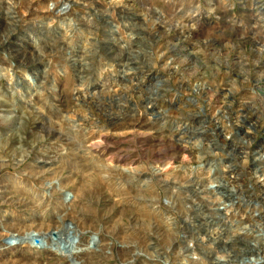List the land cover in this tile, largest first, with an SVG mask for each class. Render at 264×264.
I'll return each instance as SVG.
<instances>
[{
    "label": "rangeland",
    "instance_id": "rangeland-1",
    "mask_svg": "<svg viewBox=\"0 0 264 264\" xmlns=\"http://www.w3.org/2000/svg\"><path fill=\"white\" fill-rule=\"evenodd\" d=\"M37 1L0 0V221L21 247L31 229L42 247L63 237L61 250L80 235L67 262L40 252L21 264H252L248 248H264L252 160L264 145V0L15 12ZM116 167L132 182L96 179ZM28 172L72 182L53 191Z\"/></svg>",
    "mask_w": 264,
    "mask_h": 264
},
{
    "label": "bare ground",
    "instance_id": "bare-ground-1",
    "mask_svg": "<svg viewBox=\"0 0 264 264\" xmlns=\"http://www.w3.org/2000/svg\"><path fill=\"white\" fill-rule=\"evenodd\" d=\"M2 1V3H3V5L4 6H6L7 8L9 7L10 8V6H11V4L8 2L9 0H1ZM11 1V0H10ZM40 2H42L41 3V5L39 4V1H37L36 3H35V5H34V7H33V9H30V10H22L21 11V9L19 8H16V10H15V12L16 13H18V14H20L21 16H24V17H31V16H40V17H47V16H49V15H51V8L52 7H50L49 6V4H47V2L44 0V1H40ZM46 2V3H45ZM51 5V4H50ZM31 7V6H30ZM63 8H65V9H71L70 7H69V5L66 3L65 4V6L63 7ZM12 9V8H11ZM20 10V11H19ZM61 10H63V9H61ZM73 10L74 9H71V11L72 12H70L68 15H74V12H73ZM259 10V9H258ZM6 11H8V10H6ZM40 11V12H39ZM59 10H57L56 12H58ZM11 13V12H10ZM13 14V13H12ZM60 14V13H59ZM4 15V14H3ZM1 16V15H0ZM6 17H7V15H5ZM9 17H11V16H9ZM8 18V17H7ZM14 18V17H13ZM35 18V17H34ZM3 19V18H2ZM9 19V18H8ZM10 20V19H9ZM5 22V21H4ZM71 41V40H70ZM4 42V41H3ZM179 48V47H178ZM60 49H62V48H60ZM189 57V56H188ZM1 62L2 63H6V62H8V60H7V58H6V56L5 55H1ZM145 120V119H144ZM121 124V123H120ZM142 125V124H141ZM152 126V125H151ZM172 141V140H171ZM92 145V144H91ZM95 145V144H94ZM97 145V144H96ZM175 147V146H174ZM183 147V146H182ZM97 148H98V146H97ZM242 149V148H241ZM95 150V149H94ZM163 150V149H162ZM185 150V149H184ZM164 151H166V150H164ZM172 152V151H171ZM251 155V154H250ZM253 157H252V160H253V162L255 163V167H254V176H256V178L258 179V180H264V167H263V163H264V145L263 146H258V148L255 150V151H253V155H252ZM3 164L4 163H1L0 164V166H3ZM211 164V163H210ZM40 166H42V167H44L43 165H40ZM48 167V166H47ZM118 168V169H117ZM114 169V168H113ZM53 170V169H52ZM100 170V169H99ZM114 170H116L118 173L117 174H113L112 173V171L111 172H109V173H98L97 174V176H96V179L97 180H100V181H104L105 183H108V185L109 184H113V182H116L117 183V180H118V176L122 179V178H126L127 180H128V182H130L132 179H131V177H128L129 176V174H131L130 173V170L128 169V167H123V168H120V167H116V169H114ZM127 173H126V172ZM45 172V171H44ZM47 172V171H46ZM102 172V171H101ZM51 173V172H50ZM49 173V174H50ZM55 173V172H54ZM53 173V174H54ZM133 173V172H132ZM137 173V172H136ZM139 173V172H138ZM29 176H31V178L32 179H36V180H43L44 178H45V180H46V182L43 184V185H50V189H53V191L54 190H56V191H59V190H61L60 188H63L62 187V182H65V181H67V182H70L71 180H72V178L71 177H69V176H65V177H58V178H56V177H53V178H50L49 180L48 179H46V177H44V176H42V175H40V174H37V173H32V172H28L27 173ZM135 174V173H134ZM118 175V176H117ZM133 176H135V175H133ZM13 178H15V180L17 181H19L20 183H21V179H20V177L19 176H15V177H13ZM131 179V180H130ZM130 180V181H129ZM33 181V180H32ZM145 181V178L143 179V184L145 183L144 182ZM2 182V181H1ZM18 182V183H19ZM23 182V181H22ZM34 182V181H33ZM55 182V183H54ZM72 182V181H71ZM77 182V181H76ZM118 182H119V180H118ZM124 182V181H123ZM132 182V181H131ZM163 182V181H162ZM43 183V182H42ZM166 183H167V181H166ZM2 184V183H1ZM125 184H127V183H125ZM153 184V183H152ZM64 185V184H63ZM148 185V184H147ZM151 185V184H150ZM7 186V185H6ZM46 186H44V188L46 187ZM65 186V185H64ZM74 186H75V184H74ZM27 187H28V185H27ZM149 187V186H148ZM153 187V186H152ZM214 187V186H213ZM43 188V189H44ZM46 189H48V188H45L44 190H46ZM146 189V188H145ZM49 190V189H48ZM116 190V189H115ZM140 190V189H139ZM144 190V189H143ZM37 191V190H36ZM52 191V192H53ZM119 191V190H118ZM182 191V190H181ZM14 192V191H13ZM46 192V191H45ZM9 193V192H8ZM21 193V192H20ZM16 194V193H15ZM31 194V193H30ZM73 194V193H72ZM137 194V193H136ZM143 194V193H142ZM183 194V193H182ZM17 195V194H16ZM15 195V196H16ZM44 195V194H43ZM61 195V194H60ZM158 195V194H157ZM11 196V195H10ZM62 196H63V194H62ZM77 195H75V194H73V195H71L68 199L67 198H64L65 200L67 199V201L69 202V203H71L73 200H74V198L76 197ZM108 196V195H107ZM156 196V195H155ZM159 196V195H158ZM3 195H1V197H0V203H1V200H3ZM12 197V196H11ZM43 197V196H42ZM50 197V196H49ZM157 197V196H156ZM168 197V196H167ZM223 197H225V196H223ZM6 198V197H5ZM109 200H110V202H113V201H115L116 199H111V197H110V195H109ZM128 198V197H127ZM133 198H135V197H133ZM51 199V198H50ZM13 200H15V199H13ZM34 200H36V198H34ZM122 200V198H120V199H118V203H120V201ZM132 200V198L130 197V200H129V202ZM134 200V199H133ZM157 200L158 199H155V197H154V199H153V203H155V202H157ZM145 201V200H144ZM15 202V201H14ZM67 202V203H68ZM164 202V201H163ZM180 202V201H179ZM18 203V202H17ZM164 203H166V205L168 204V201L167 200H165V202ZM5 204V203H4ZM139 204V203H138ZM207 204V203H206ZM162 205V204H161ZM196 206V205H195ZM34 208V207H33ZM32 208V209H33ZM126 208V207H125ZM134 208V207H133ZM168 208V207H167ZM218 208V207H217ZM204 209V208H203ZM219 209V208H218ZM153 210V209H152ZM212 210V209H211ZM167 215V214H166ZM186 215V214H185ZM168 217V216H167ZM171 218V217H170ZM218 218V217H217ZM219 219V218H218ZM217 219V220H218ZM215 220V219H214ZM216 221V220H215ZM219 222V221H218ZM0 224H2V222L0 221ZM46 224V223H45ZM42 226V225H41ZM9 227V226H8ZM61 227V226H60ZM163 228V227H162ZM263 228V227H262ZM7 228L4 226V224H2L1 225V227H0V238H1V243H0V264H21V259H24L23 257H24V255H26V254H29V256L30 255H32V256H35V255H37L38 253H40V252H44L45 254H47L48 256H50V257H52L50 260H52V259H58V260H62V261H65V262H67L66 260H68L70 257H71V255H73L72 253H66V252H68L69 251V242L71 243L70 244V246L71 247H73V243H75L74 241H75V239L74 238H78V235H80V234H77V235H74V238H71V239H69V240H67L66 241V245L65 246H63V249L64 250H61V246H59V244H62L61 243V240L63 239V237H59V236H57L56 237V239H53V240H55L56 241V243H55V241H54V243L56 244V248H53V247H51L50 245H48L47 243H46V246H44V247H42L41 245H42V242H41V244L40 245H37V244H35L36 242L34 241V231L31 229V230H29L30 232H28V233H26V235H27V238H26V240H25V242L27 243V245H24V246H18L17 244H15L14 243V241L16 240L17 241V238L14 236V234H11V235H8V230H6ZM70 230V229H69ZM103 230V229H102ZM235 230V229H234ZM67 232V231H66ZM71 232H73V231H68L67 232V234H69V233H71ZM224 232V231H223ZM76 233V232H75ZM96 234H98V233H96ZM221 234V233H220ZM263 234H256L255 236H256V241L258 242V244L259 243H261L263 240H264V235L262 236ZM67 236V235H66ZM70 236V235H69ZM237 236H240V235H238L237 234ZM260 236V237H259ZM234 237V236H233ZM9 238L12 240V241H10L9 240ZM70 238V237H69ZM214 238V237H213ZM94 239H95V237H93L92 238V241L94 242ZM239 239H241V238H239ZM238 239V240H239ZM4 240H5V242H4ZM242 240V239H241ZM7 241V242H6ZM24 242V241H23ZM199 242V241H198ZM235 242V241H234ZM242 242V241H241ZM248 242V241H247ZM256 242V243H257ZM86 244H88V242L86 243ZM122 244V243H121ZM249 245V244H248ZM55 246V245H54ZM88 246V245H87ZM263 246V245H262ZM42 247V248H41ZM243 247V246H242ZM88 249H92L91 247H87ZM263 248V247H262ZM181 249V248H180ZM249 250H254V252L252 253V256H250V257H247V260L250 262V261H252L253 263L252 264H256L257 262H256V260H254V259H258V258H261L260 256H259V254H261V253H263V251H264V248L260 251V250H258V247H256V246H253V247H250V248H248ZM82 249H78V250H76L75 251V254L76 253H78L79 251H81ZM191 250V248L189 247V246H187V247H185V249L183 248V251L184 252H188V251H190ZM243 250V249H242ZM252 250V251H253ZM237 251V250H236ZM251 251V252H252ZM244 252V251H243ZM247 252V251H246ZM74 253V252H73ZM85 253V252H84ZM83 254V253H82ZM138 255V254H137ZM49 257V258H50ZM251 258H253V260L251 259ZM236 260V259H235ZM47 261V260H46ZM211 261V260H210ZM223 261V260H222ZM222 261H220V262H222ZM24 262V261H23ZM213 262V261H212ZM263 262V261H262ZM264 263V262H263ZM23 264V263H22ZM221 264H229L228 263V261H223V263H221Z\"/></svg>",
    "mask_w": 264,
    "mask_h": 264
},
{
    "label": "water",
    "instance_id": "water-1",
    "mask_svg": "<svg viewBox=\"0 0 264 264\" xmlns=\"http://www.w3.org/2000/svg\"><path fill=\"white\" fill-rule=\"evenodd\" d=\"M34 241H35L36 243H39V240H38V239H36V238H35V240H34Z\"/></svg>",
    "mask_w": 264,
    "mask_h": 264
}]
</instances>
